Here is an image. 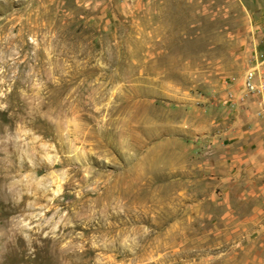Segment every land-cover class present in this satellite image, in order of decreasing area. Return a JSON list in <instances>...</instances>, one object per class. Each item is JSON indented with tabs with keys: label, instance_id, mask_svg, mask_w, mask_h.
Returning <instances> with one entry per match:
<instances>
[{
	"label": "rangeland",
	"instance_id": "374dc122",
	"mask_svg": "<svg viewBox=\"0 0 264 264\" xmlns=\"http://www.w3.org/2000/svg\"><path fill=\"white\" fill-rule=\"evenodd\" d=\"M254 70L264 0H0V264H264Z\"/></svg>",
	"mask_w": 264,
	"mask_h": 264
},
{
	"label": "built area",
	"instance_id": "2783aa9c",
	"mask_svg": "<svg viewBox=\"0 0 264 264\" xmlns=\"http://www.w3.org/2000/svg\"><path fill=\"white\" fill-rule=\"evenodd\" d=\"M255 73L256 71H250L247 73L245 79H244V94L245 95H252L255 93L258 94H262L264 95V81H261V83L258 85V87H255L253 84V79L255 77ZM229 96V102L231 101V103H240L243 102L244 97L242 95V97L239 98V100H234L233 96L231 94L228 95Z\"/></svg>",
	"mask_w": 264,
	"mask_h": 264
}]
</instances>
